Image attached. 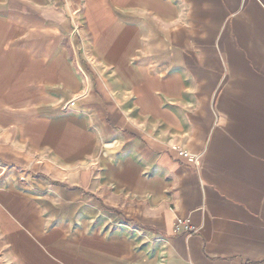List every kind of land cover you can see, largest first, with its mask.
<instances>
[{
    "label": "crops",
    "instance_id": "1",
    "mask_svg": "<svg viewBox=\"0 0 264 264\" xmlns=\"http://www.w3.org/2000/svg\"><path fill=\"white\" fill-rule=\"evenodd\" d=\"M0 264H264V0H0Z\"/></svg>",
    "mask_w": 264,
    "mask_h": 264
},
{
    "label": "built area",
    "instance_id": "2",
    "mask_svg": "<svg viewBox=\"0 0 264 264\" xmlns=\"http://www.w3.org/2000/svg\"><path fill=\"white\" fill-rule=\"evenodd\" d=\"M175 231H194L196 227L191 223L189 218H177L174 223Z\"/></svg>",
    "mask_w": 264,
    "mask_h": 264
},
{
    "label": "rangeland",
    "instance_id": "3",
    "mask_svg": "<svg viewBox=\"0 0 264 264\" xmlns=\"http://www.w3.org/2000/svg\"><path fill=\"white\" fill-rule=\"evenodd\" d=\"M70 33L71 32L68 31L66 37L68 38L67 39V42H68V52H69V55L70 56H73L74 49L71 47L72 45H71V38H70L71 36H70ZM18 35H19L20 38H28L26 31H23L21 33H18Z\"/></svg>",
    "mask_w": 264,
    "mask_h": 264
}]
</instances>
